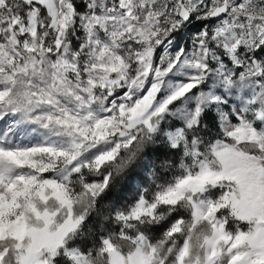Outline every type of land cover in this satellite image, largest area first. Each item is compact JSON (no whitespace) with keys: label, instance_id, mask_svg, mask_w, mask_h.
I'll return each mask as SVG.
<instances>
[{"label":"snow or ice","instance_id":"obj_1","mask_svg":"<svg viewBox=\"0 0 264 264\" xmlns=\"http://www.w3.org/2000/svg\"><path fill=\"white\" fill-rule=\"evenodd\" d=\"M0 264H264V0H0Z\"/></svg>","mask_w":264,"mask_h":264}]
</instances>
